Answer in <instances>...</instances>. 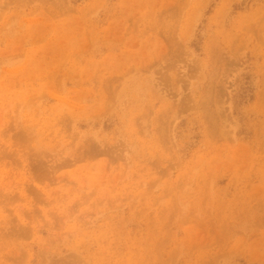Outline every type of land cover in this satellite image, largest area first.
I'll return each instance as SVG.
<instances>
[{
  "label": "rangeland",
  "instance_id": "374dc122",
  "mask_svg": "<svg viewBox=\"0 0 264 264\" xmlns=\"http://www.w3.org/2000/svg\"><path fill=\"white\" fill-rule=\"evenodd\" d=\"M0 264H264V0H0Z\"/></svg>",
  "mask_w": 264,
  "mask_h": 264
}]
</instances>
